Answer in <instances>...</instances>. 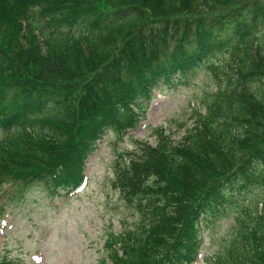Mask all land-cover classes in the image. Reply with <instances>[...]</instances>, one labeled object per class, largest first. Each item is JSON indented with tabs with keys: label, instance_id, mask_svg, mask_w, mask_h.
I'll return each instance as SVG.
<instances>
[{
	"label": "trees",
	"instance_id": "1",
	"mask_svg": "<svg viewBox=\"0 0 264 264\" xmlns=\"http://www.w3.org/2000/svg\"><path fill=\"white\" fill-rule=\"evenodd\" d=\"M149 17L164 30L144 35ZM262 26L264 0H0V186L16 181L13 201L37 187L68 194L107 132L134 130L162 85L233 52L242 66L202 126L176 145L157 131L116 181L141 222L111 235L105 264L192 263L208 218L264 186V52L252 49ZM256 216L248 230L237 218L245 233L220 264H264Z\"/></svg>",
	"mask_w": 264,
	"mask_h": 264
},
{
	"label": "rangeland",
	"instance_id": "2",
	"mask_svg": "<svg viewBox=\"0 0 264 264\" xmlns=\"http://www.w3.org/2000/svg\"><path fill=\"white\" fill-rule=\"evenodd\" d=\"M163 21L149 17L143 34L149 28L152 33L162 32L166 26ZM254 40L253 52L259 47L263 53L264 26L255 33ZM176 43L172 42L170 48ZM235 57L230 51L220 53L184 82L162 85L135 130L126 134L106 133L88 159L84 184L74 193L52 197L44 188L37 187L25 193L24 198L13 201L16 181L3 180L0 186V262L6 259L10 264H105V246L111 235L122 237L125 230L136 229L141 222L137 201H128L116 184L120 166H127L137 152L140 154L141 143L155 146L159 141L157 131H163L176 145L201 127V118L219 101L220 85L228 89L226 81L233 67L235 70L236 66H242ZM235 79L237 81V77ZM260 85L263 82L258 83ZM263 210L264 186L235 193L232 208L214 224L208 218L211 223L202 229L199 255L191 264H220V259L228 257L226 248L231 241L244 232L237 218L246 221L248 230L255 224L256 214Z\"/></svg>",
	"mask_w": 264,
	"mask_h": 264
}]
</instances>
